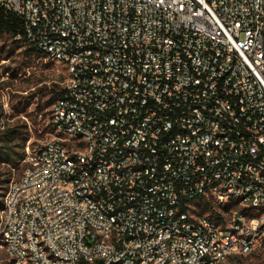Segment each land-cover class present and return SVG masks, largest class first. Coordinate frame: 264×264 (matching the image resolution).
Instances as JSON below:
<instances>
[{"label":"built area","instance_id":"2783aa9c","mask_svg":"<svg viewBox=\"0 0 264 264\" xmlns=\"http://www.w3.org/2000/svg\"><path fill=\"white\" fill-rule=\"evenodd\" d=\"M0 7L68 73L57 135L27 146L3 197L0 244L16 264H223L264 250V0ZM213 199L238 209L197 216Z\"/></svg>","mask_w":264,"mask_h":264},{"label":"rangeland","instance_id":"374dc122","mask_svg":"<svg viewBox=\"0 0 264 264\" xmlns=\"http://www.w3.org/2000/svg\"><path fill=\"white\" fill-rule=\"evenodd\" d=\"M26 48L24 44L15 43L10 36H0V117L6 118L8 127L25 128L22 152L17 148L21 152L20 161L16 164L0 163V201L10 182L23 173L25 165L21 161L27 146L31 150L38 149L57 135L50 122L51 110L58 98L55 93L64 90L68 79L63 64L43 54H29ZM20 141L21 138H17L16 143ZM214 208L227 211L238 209L234 200L228 207H218L213 199L198 203L196 214L211 215ZM0 264H16L1 244ZM223 264H264V250L237 255Z\"/></svg>","mask_w":264,"mask_h":264},{"label":"trees","instance_id":"16d2710c","mask_svg":"<svg viewBox=\"0 0 264 264\" xmlns=\"http://www.w3.org/2000/svg\"><path fill=\"white\" fill-rule=\"evenodd\" d=\"M10 36L15 43L24 44L27 46L26 52L29 54H44L36 47L28 43L25 34L24 21L16 14L5 10L0 7V36ZM18 35H22V39L17 41L15 38ZM63 91L56 92L58 98L61 96ZM57 100V99H56ZM25 128L19 127H7L5 132H0V163L5 164H16L21 159V152L25 143ZM17 138H21V143H16ZM23 141V142H22ZM21 149V152L17 150ZM3 207V200L0 201V209ZM232 259V258H231ZM89 264V263H87Z\"/></svg>","mask_w":264,"mask_h":264}]
</instances>
